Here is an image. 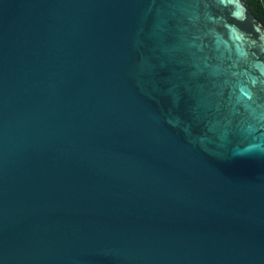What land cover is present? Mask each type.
Masks as SVG:
<instances>
[{
    "label": "water",
    "instance_id": "obj_1",
    "mask_svg": "<svg viewBox=\"0 0 264 264\" xmlns=\"http://www.w3.org/2000/svg\"><path fill=\"white\" fill-rule=\"evenodd\" d=\"M0 264H264L246 0H0Z\"/></svg>",
    "mask_w": 264,
    "mask_h": 264
},
{
    "label": "trees",
    "instance_id": "obj_2",
    "mask_svg": "<svg viewBox=\"0 0 264 264\" xmlns=\"http://www.w3.org/2000/svg\"><path fill=\"white\" fill-rule=\"evenodd\" d=\"M253 16L264 26V0H246Z\"/></svg>",
    "mask_w": 264,
    "mask_h": 264
}]
</instances>
